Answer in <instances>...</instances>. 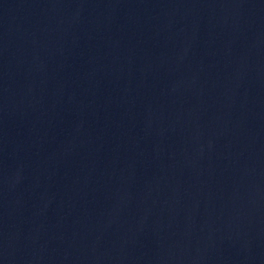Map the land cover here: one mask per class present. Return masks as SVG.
<instances>
[{
	"label": "water",
	"instance_id": "obj_1",
	"mask_svg": "<svg viewBox=\"0 0 264 264\" xmlns=\"http://www.w3.org/2000/svg\"><path fill=\"white\" fill-rule=\"evenodd\" d=\"M0 264H264V0H0Z\"/></svg>",
	"mask_w": 264,
	"mask_h": 264
}]
</instances>
